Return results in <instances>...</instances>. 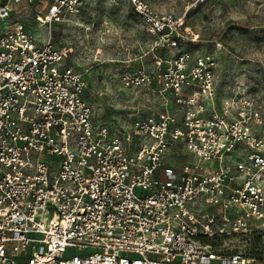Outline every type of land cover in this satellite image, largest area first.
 Here are the masks:
<instances>
[{
    "label": "built area",
    "instance_id": "built-area-1",
    "mask_svg": "<svg viewBox=\"0 0 264 264\" xmlns=\"http://www.w3.org/2000/svg\"><path fill=\"white\" fill-rule=\"evenodd\" d=\"M23 1L0 2V264H250L214 242L264 231V119L218 106L216 61L183 52L123 72L162 107L99 122L83 73L13 19ZM113 1L164 39L183 28L146 0ZM84 3L50 0L36 24ZM180 144L189 159L176 164Z\"/></svg>",
    "mask_w": 264,
    "mask_h": 264
},
{
    "label": "rangeland",
    "instance_id": "rangeland-1",
    "mask_svg": "<svg viewBox=\"0 0 264 264\" xmlns=\"http://www.w3.org/2000/svg\"><path fill=\"white\" fill-rule=\"evenodd\" d=\"M146 1L160 15L183 17L179 33L167 40L149 32L128 1L85 0L81 13L70 20L39 27L37 13L50 0H27L18 5L13 19L25 22L41 37L51 35L65 52L66 64L83 73L85 97L99 122L114 123L137 111L148 115L160 110L161 97L147 88H125L121 75L124 69L135 70L142 64L149 71L164 70L167 61H175L183 52L191 55L190 61L203 56L216 61L219 107L230 101L235 113L247 110L264 119V2ZM187 159L181 144L172 151L176 164ZM214 243L227 252L243 254L250 264H264V231L254 232L249 239Z\"/></svg>",
    "mask_w": 264,
    "mask_h": 264
},
{
    "label": "crops",
    "instance_id": "crops-1",
    "mask_svg": "<svg viewBox=\"0 0 264 264\" xmlns=\"http://www.w3.org/2000/svg\"><path fill=\"white\" fill-rule=\"evenodd\" d=\"M0 2H4V0L3 1H0ZM124 63H127L126 61H124ZM144 65V64H143ZM141 66V65H140ZM125 67H129V65L127 64V65H125ZM129 70H132L131 68H128V69H124V71L123 72H125V71H129Z\"/></svg>",
    "mask_w": 264,
    "mask_h": 264
}]
</instances>
